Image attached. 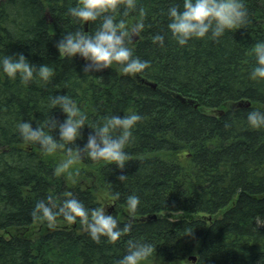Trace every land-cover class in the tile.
I'll use <instances>...</instances> for the list:
<instances>
[{
    "label": "trees",
    "instance_id": "1",
    "mask_svg": "<svg viewBox=\"0 0 264 264\" xmlns=\"http://www.w3.org/2000/svg\"><path fill=\"white\" fill-rule=\"evenodd\" d=\"M136 2L147 10L145 28L129 47L149 66L126 74L114 63L86 74L82 57L60 56L56 48L64 32L82 27L66 15L70 0H0V53L24 52L56 70L47 85L23 84L0 71V264H114L137 239L156 246L143 264H264V225L255 219L264 217V128L246 119L250 109L264 110V81L249 76L256 63L252 45L264 40V0H245L249 22L242 28L219 41L192 38L183 46L167 27L171 0ZM137 18L136 12L126 17ZM98 23H86L85 30ZM156 33L164 34L163 45L153 42ZM56 92L70 95L93 123L109 114L142 115L124 169L85 157L57 175L66 151L48 153L22 139L18 121L36 126L52 112L63 119L48 104ZM90 131L86 125L77 142ZM115 191L120 198L108 211L120 223L129 220L127 195L141 198L132 231L115 243L94 241L79 219L58 216L50 225L32 216L48 196L60 205L71 193L92 208L102 205L100 198L112 202Z\"/></svg>",
    "mask_w": 264,
    "mask_h": 264
},
{
    "label": "clouds",
    "instance_id": "2",
    "mask_svg": "<svg viewBox=\"0 0 264 264\" xmlns=\"http://www.w3.org/2000/svg\"><path fill=\"white\" fill-rule=\"evenodd\" d=\"M122 10V11H121ZM136 12L138 18L134 22L126 19L130 13ZM117 13L119 17L117 18ZM66 15L70 16L82 27L66 31L56 42L60 56L76 57L85 60L83 71L91 74L112 66H120L126 74L142 73L151 63L148 59L132 55L129 43L141 36L145 28L144 17L147 10L137 5L136 0H70ZM167 24L173 38L179 45H187L192 38H207L214 41L233 29H239L249 22V10L245 0H171L167 9ZM99 22L94 31H86L85 24ZM153 42L164 44L165 36L156 33ZM252 54L256 63L252 66L249 76L254 81H264V40L252 45ZM0 71L10 79L19 78L23 84L37 82L47 85L55 75V68L43 63L37 65L29 60L24 52L11 54L0 53ZM51 109L59 108L64 114L63 119L53 112L33 126L32 120L18 121L16 127L25 142L37 143L48 153L58 148L64 149L67 158L58 163L54 173L59 175L69 169L77 160L85 157L94 162H110L119 169H124L129 160L126 146L131 142L133 129L143 119L136 111L124 115H103L99 122L88 120V115L67 93L56 92L48 97ZM248 125L255 129L264 128V110L252 108L247 112ZM91 131L81 145L77 141L83 138L85 126ZM229 123L225 127H230ZM58 131V136L54 132ZM127 175L119 174V180L125 181ZM120 198V192L113 193V201ZM47 201L41 199L32 210L33 218L46 219L50 225L56 217L63 216L69 222L79 219L80 225L91 238L100 242L106 237L111 243L117 242L123 234L132 231L134 218L141 198L135 192L126 197L125 208L129 216L126 223H120L117 216L110 213L104 205L89 208L75 195L69 193L68 198L57 205L52 196ZM256 225H264V217L256 216ZM155 245L146 240H130L127 251L114 261V264H143L155 251Z\"/></svg>",
    "mask_w": 264,
    "mask_h": 264
},
{
    "label": "rangeland",
    "instance_id": "3",
    "mask_svg": "<svg viewBox=\"0 0 264 264\" xmlns=\"http://www.w3.org/2000/svg\"><path fill=\"white\" fill-rule=\"evenodd\" d=\"M100 200L102 201V205H104L105 207H107V209L110 207V204L112 203L111 201H108V199L106 198H100ZM191 261L189 260H185L183 262H173V263H163L159 260H154L151 263H147V264H190Z\"/></svg>",
    "mask_w": 264,
    "mask_h": 264
},
{
    "label": "water",
    "instance_id": "4",
    "mask_svg": "<svg viewBox=\"0 0 264 264\" xmlns=\"http://www.w3.org/2000/svg\"><path fill=\"white\" fill-rule=\"evenodd\" d=\"M86 31H87V28H86ZM137 40H138V38H135V39H133V42H136ZM82 59L84 60L83 57H82ZM143 83H145V84L148 85V86H151L152 88H155V87H156L155 84H152V83H150V82H148V81H143ZM241 105H242V104H241ZM249 105H250V103L248 102V103H247V106H249ZM190 260L195 261L196 258H195V257H191Z\"/></svg>",
    "mask_w": 264,
    "mask_h": 264
},
{
    "label": "bare ground",
    "instance_id": "5",
    "mask_svg": "<svg viewBox=\"0 0 264 264\" xmlns=\"http://www.w3.org/2000/svg\"><path fill=\"white\" fill-rule=\"evenodd\" d=\"M241 105V103H239V106ZM225 113L224 110H218V111H215V114H217L218 116H222L223 114Z\"/></svg>",
    "mask_w": 264,
    "mask_h": 264
}]
</instances>
